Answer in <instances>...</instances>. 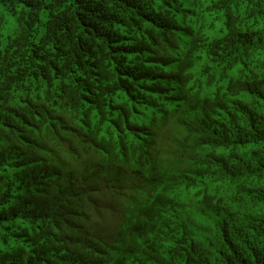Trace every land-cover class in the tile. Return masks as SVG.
Wrapping results in <instances>:
<instances>
[{"label":"trees","instance_id":"16d2710c","mask_svg":"<svg viewBox=\"0 0 264 264\" xmlns=\"http://www.w3.org/2000/svg\"><path fill=\"white\" fill-rule=\"evenodd\" d=\"M0 264H264V0H0Z\"/></svg>","mask_w":264,"mask_h":264},{"label":"rangeland","instance_id":"374dc122","mask_svg":"<svg viewBox=\"0 0 264 264\" xmlns=\"http://www.w3.org/2000/svg\"><path fill=\"white\" fill-rule=\"evenodd\" d=\"M5 30H7V28H6ZM111 226H112V225H111Z\"/></svg>","mask_w":264,"mask_h":264}]
</instances>
